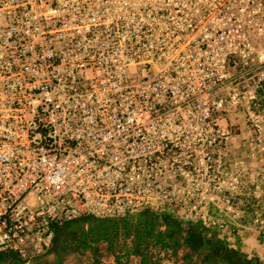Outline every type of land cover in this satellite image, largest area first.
I'll return each mask as SVG.
<instances>
[{
	"label": "built area",
	"instance_id": "obj_1",
	"mask_svg": "<svg viewBox=\"0 0 264 264\" xmlns=\"http://www.w3.org/2000/svg\"><path fill=\"white\" fill-rule=\"evenodd\" d=\"M262 65L264 0H0V252L28 263L55 224L170 205L221 228L215 114L260 127Z\"/></svg>",
	"mask_w": 264,
	"mask_h": 264
},
{
	"label": "trees",
	"instance_id": "obj_2",
	"mask_svg": "<svg viewBox=\"0 0 264 264\" xmlns=\"http://www.w3.org/2000/svg\"><path fill=\"white\" fill-rule=\"evenodd\" d=\"M54 236L47 255L50 264H70L72 258L89 252L93 264H263L243 255L201 222L183 221L168 213L145 208L116 218L79 217L53 226ZM162 259L160 258V255ZM37 259V258H36ZM35 264H41L39 260ZM17 254L0 252V264H23Z\"/></svg>",
	"mask_w": 264,
	"mask_h": 264
},
{
	"label": "rangeland",
	"instance_id": "obj_3",
	"mask_svg": "<svg viewBox=\"0 0 264 264\" xmlns=\"http://www.w3.org/2000/svg\"><path fill=\"white\" fill-rule=\"evenodd\" d=\"M260 72H264V65L254 72L255 80ZM250 76L246 75L245 79L252 86ZM244 80L240 79V82ZM244 84L242 82L240 87ZM261 87L256 91L252 109L260 127L252 125L247 112L240 105L229 107L226 103L222 114H215L217 118H224L220 130L226 132L221 155L224 185L219 190L204 191V194L209 198L207 208L210 216L222 224L221 228H207L208 233H215L243 255L257 258L264 264V125L261 123L264 120V81ZM222 200L229 201L232 212L225 209L226 204ZM155 211L171 214L181 222L187 221L186 215L176 206H163ZM188 220L200 222L195 215ZM104 253L100 256L102 262L112 264V257ZM36 258L34 260H39L41 264H50L53 260V256L47 254ZM161 263L174 264L165 257ZM23 264H35V261L32 259ZM70 264H93L92 256L86 252L72 258Z\"/></svg>",
	"mask_w": 264,
	"mask_h": 264
}]
</instances>
